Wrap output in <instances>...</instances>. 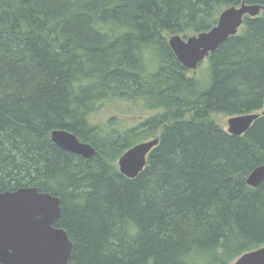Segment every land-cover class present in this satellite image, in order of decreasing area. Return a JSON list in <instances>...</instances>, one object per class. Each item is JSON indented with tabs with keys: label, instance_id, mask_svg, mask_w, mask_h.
<instances>
[{
	"label": "trees",
	"instance_id": "trees-1",
	"mask_svg": "<svg viewBox=\"0 0 264 264\" xmlns=\"http://www.w3.org/2000/svg\"><path fill=\"white\" fill-rule=\"evenodd\" d=\"M243 1L264 4L0 0V192L37 186L61 197L69 264H231L264 245V181L247 182L264 165V113L239 136L211 118L264 107V11L199 73L168 41ZM139 102L160 112L125 129L97 120ZM55 129L96 153L61 148ZM144 134L159 144L129 178L118 159Z\"/></svg>",
	"mask_w": 264,
	"mask_h": 264
},
{
	"label": "water",
	"instance_id": "water-1",
	"mask_svg": "<svg viewBox=\"0 0 264 264\" xmlns=\"http://www.w3.org/2000/svg\"><path fill=\"white\" fill-rule=\"evenodd\" d=\"M264 10L262 3L233 4L224 8L217 23L197 34L183 37L174 34L169 44L186 68H197L211 52L236 35L246 15L257 16ZM259 117L251 112L230 116L228 132L242 135ZM52 140L60 147L85 157L93 156L96 149L66 129H55ZM159 137L135 143L118 160L120 171L133 178L147 164ZM264 181V165L256 167L247 182L258 187ZM59 195L40 191L37 187H20L0 192V263L2 264H69L74 243L64 228L56 225L62 214ZM233 264H264V245L246 251Z\"/></svg>",
	"mask_w": 264,
	"mask_h": 264
},
{
	"label": "rangeland",
	"instance_id": "rangeland-1",
	"mask_svg": "<svg viewBox=\"0 0 264 264\" xmlns=\"http://www.w3.org/2000/svg\"><path fill=\"white\" fill-rule=\"evenodd\" d=\"M189 35H193V33H191ZM181 36H183V35H181ZM201 67L202 66L200 65L197 67V69H194V70H196L199 73L202 70ZM193 73L194 72L192 70L190 72V74H193ZM123 105H126V103ZM159 112H160L159 110L158 111L157 110H151V109L145 107L144 105H142V102H139V105H137L136 107H133L131 109H128L127 111L125 110V112L120 111V110L108 109L107 112L104 111L103 116L97 118V120L101 123L103 121H106L107 118L109 119V117H110L113 120H117V122H115V123L112 122L108 125L110 128L118 127V128L125 129L126 127H129V128L135 127L142 120L146 119L147 117H149L151 115L158 114ZM257 112L264 113V107L262 109L258 110ZM188 116L191 117L192 115L189 114ZM229 117H230L229 115H226V114L220 113V112H214L211 114V118L213 120H215L219 125H221L226 130L229 127L228 126ZM151 137L152 136H147L144 134L142 136V138L139 139L138 142L143 141V140H147ZM233 263H234V260L232 261L231 264H233Z\"/></svg>",
	"mask_w": 264,
	"mask_h": 264
},
{
	"label": "bare ground",
	"instance_id": "bare-ground-1",
	"mask_svg": "<svg viewBox=\"0 0 264 264\" xmlns=\"http://www.w3.org/2000/svg\"><path fill=\"white\" fill-rule=\"evenodd\" d=\"M262 11H264V10H262ZM262 11H261V12H262ZM261 12H260V13H261ZM260 13H259V14H260ZM259 14H258V15H259ZM247 16H249V15H246L245 18H246ZM249 17H252V16H249ZM253 17H255V16H253ZM245 18H244V21H245ZM243 24H244V22H243ZM243 24H242V25H243ZM240 28H241V27H240ZM240 28H239V30H240ZM239 30H238V32H239ZM238 32H237V33H238ZM172 35H174V34L169 35L168 41L170 40V37H171ZM225 41H226V40H225ZM225 41H224V42H225ZM224 42H223V43H224ZM169 45H170V44H169ZM170 47H171V46H170ZM172 50H173V49H172ZM173 52H174V51H173ZM211 53H213V52H211ZM211 53H210L208 56H206L205 59L208 58V57L211 55ZM205 59H204V60H205ZM181 63H182V62H181ZM184 67H185V66H184ZM185 68H186V67H185ZM186 69L194 70V69H197V68H186ZM228 126H229V125H228ZM51 134H52V132H51ZM51 139H52V137H51ZM150 139H151V138H150ZM88 143H89V142H88ZM90 144H91V143H90ZM57 145H58V144H57ZM91 145H92V144H91ZM157 145H158V144H157ZM58 146H59V145H58ZM92 146H93V145H92ZM93 147H94V146H93ZM61 148H62V147H61ZM94 148H95V147H94ZM63 149H64V148H63ZM95 149H96V148H95ZM65 150H66V149H65ZM67 151H68V150H67ZM69 152H71V151H69ZM72 153H73V152H72ZM120 157H121V156H120ZM120 157H119V158H120ZM118 160H119V159H118ZM145 167H146V165H145ZM145 167H144V168H145ZM143 170H144V169H143ZM143 170H142V171H143ZM140 173H141V172H140ZM136 176H137V175H136ZM136 176H135V177H136ZM133 178H134V177H133Z\"/></svg>",
	"mask_w": 264,
	"mask_h": 264
},
{
	"label": "flooded vegetation",
	"instance_id": "flooded-vegetation-1",
	"mask_svg": "<svg viewBox=\"0 0 264 264\" xmlns=\"http://www.w3.org/2000/svg\"><path fill=\"white\" fill-rule=\"evenodd\" d=\"M222 44H223V43H222ZM222 44H221V45H222ZM253 112H257V111H253ZM250 113H251V112H250ZM257 113H259V112H257ZM243 114H245V113H243ZM261 114H263V113H259V117H260ZM232 116H233V115H232ZM259 117H258V118H259ZM258 118H257V119H258ZM252 124H253V123H252ZM227 130H228V129H227ZM243 134H244V133H243ZM238 136H239V135H238ZM157 137H159V136H157ZM159 138H160V137H159ZM79 139H80V138H79ZM80 140H81V139H80ZM159 141H160V139H159ZM158 144H159V143H158ZM151 152H152V151H151ZM79 155H80V154H79ZM149 155H150V154H149ZM82 156H83V155H82ZM90 157H91V156H90ZM148 157H149V156H148ZM147 160H148V158H147ZM127 177H128V176H127ZM129 178H130V177H129ZM26 187H27V186H26ZM31 187H37V186H31ZM37 188H38V187H37ZM17 189H18V188H17ZM39 190H40V189H39ZM5 191H6V190H5ZM40 191H41V190H40ZM1 192H2V191H1ZM57 226H58V224H57ZM58 227H61V226H58ZM61 228H63V227H61ZM64 229H65V228H64Z\"/></svg>",
	"mask_w": 264,
	"mask_h": 264
}]
</instances>
